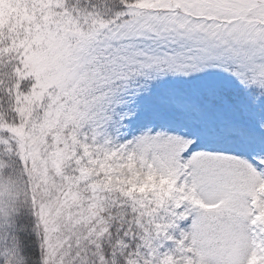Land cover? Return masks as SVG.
<instances>
[{"label": "rangeland", "instance_id": "obj_1", "mask_svg": "<svg viewBox=\"0 0 264 264\" xmlns=\"http://www.w3.org/2000/svg\"><path fill=\"white\" fill-rule=\"evenodd\" d=\"M108 201L126 264H264V0H0V264Z\"/></svg>", "mask_w": 264, "mask_h": 264}, {"label": "trees", "instance_id": "obj_2", "mask_svg": "<svg viewBox=\"0 0 264 264\" xmlns=\"http://www.w3.org/2000/svg\"><path fill=\"white\" fill-rule=\"evenodd\" d=\"M40 186L42 192L38 195L42 196L41 194L45 190L44 182L41 181ZM120 209L118 202L108 201V205L105 204L101 209L103 210L101 214L107 217L104 219V227H96L99 231L97 230L96 235L89 237L90 246L85 247L84 243L78 246L77 249L81 253L77 258H74L73 261L65 258L62 264H126L124 253H127L130 248L126 249L127 244L125 243L122 247H118L116 241L119 237V230H112L116 225L120 226L122 222H128V219L131 221L134 216L132 214H128V217L126 214L121 215L119 213ZM31 212V207L28 206V209L24 210V204L19 205L17 224L25 225L22 226L17 235L24 253V264H55V261L60 263L63 260V252L56 245V241L53 244L51 243V238L57 233H55L53 227H50V230L47 231V227L42 223L44 221L42 210L39 212V209L35 207ZM28 222H30L29 225H27ZM103 229H106V231H103ZM85 248H90L91 253L89 251L85 255Z\"/></svg>", "mask_w": 264, "mask_h": 264}]
</instances>
